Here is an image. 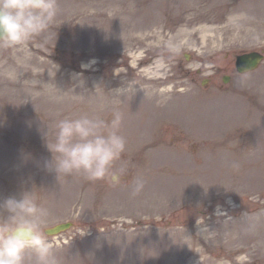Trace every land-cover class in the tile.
Wrapping results in <instances>:
<instances>
[{"label": "rangeland", "instance_id": "374dc122", "mask_svg": "<svg viewBox=\"0 0 264 264\" xmlns=\"http://www.w3.org/2000/svg\"><path fill=\"white\" fill-rule=\"evenodd\" d=\"M59 6L47 43L36 38L26 52L0 48V199L34 189L51 213L44 231L74 223L47 235L60 264H264V151L253 144L264 134V61L246 74L235 68L237 54L264 53V0ZM78 73L85 85L73 90ZM118 78L195 101H147L149 114L113 102L111 91L125 86ZM79 108L105 120L122 112L127 150L116 166L129 171L121 183L46 170L52 153L44 132L51 143L55 123ZM133 177L145 181L135 196Z\"/></svg>", "mask_w": 264, "mask_h": 264}, {"label": "clouds", "instance_id": "9594fccd", "mask_svg": "<svg viewBox=\"0 0 264 264\" xmlns=\"http://www.w3.org/2000/svg\"><path fill=\"white\" fill-rule=\"evenodd\" d=\"M59 12V0H0V48L26 52L36 38L47 43ZM168 48L173 53L179 51L171 42ZM95 63V60L82 63L81 68L87 70ZM81 77L82 73L75 74L79 83L73 90L84 87ZM134 90L137 91V85L131 82L112 90L113 102L126 98ZM160 92L163 94L164 90ZM122 123L123 114L115 109L111 120L87 114L58 120L51 143L47 140L48 128L44 132L47 148L52 153V159L45 161L46 170L55 172L57 178L82 175L90 181L108 179L113 184L121 183L129 171L116 166L127 150L126 138L120 134ZM230 167L239 170L240 164L233 160ZM133 179L132 195L135 196L143 191L145 181ZM50 215L47 208L37 204L34 189L23 192L19 198L13 195L0 199V264H60L44 231Z\"/></svg>", "mask_w": 264, "mask_h": 264}, {"label": "bare ground", "instance_id": "6f19581e", "mask_svg": "<svg viewBox=\"0 0 264 264\" xmlns=\"http://www.w3.org/2000/svg\"><path fill=\"white\" fill-rule=\"evenodd\" d=\"M107 31H110V30H106V32ZM149 36L150 35H146V38H148ZM135 38L136 37H131V41H133ZM134 42L137 44V43L141 42V39H137L136 38ZM207 44H208L207 47L210 48V44L211 43H207ZM115 47H117V46H115ZM147 50L148 51L150 50L152 55H155V53L159 51V50H157L155 48H149V47H148ZM124 52L125 51H119V52H116L115 54H120L122 57H124ZM96 53H97V51L95 50L94 51V54H96ZM145 81H149V80L146 79V78H141V80H140V82H142V83L145 82ZM125 82H126V80H124L123 78H118V84L125 85ZM126 86L127 85H125L124 87H126ZM137 86H139V85H137ZM147 91L152 92V95H151L150 98L145 99V95L144 94ZM134 93L139 94L140 95V98L134 99V100H131V101H129L130 99H126V98H121V99H124L125 101H128L130 104H134L135 103L142 110L146 109L147 110L146 112H149V114H151L152 105L149 102H147V101H170V102L171 101H195L193 99L186 100L185 98H183L182 95H178L177 97H175L177 94H175L174 92L172 94H170V98H168L167 96H169V93L167 91H164V93L161 94V92L155 91V90H151V88H149V87L148 88L146 87V88H143V89H139L137 91L134 90V91L130 92L128 95H132ZM165 97H167V99H165ZM68 103L69 102H66L65 101L64 103H59V104L62 105V106H65ZM203 112H205V111H203ZM99 113H100V111L99 112H96V111H90V110H86V109L79 108V110H76L75 111L74 118H77V117H79L81 115H84V114H87L89 116H94V115H98L99 116ZM221 116H223V115H221ZM207 118H211L212 119V117H209V116ZM34 125L36 126V124H34ZM257 125L260 126V124H257ZM137 129H139V128H137ZM263 129H264V127H263ZM253 144L256 145V146H260V148H258V149H261V151L263 152L264 151V134L261 135L259 133H256V135H255V141L253 142ZM263 161H264V157H263ZM207 233H208L207 231H200V234L203 235V236H206ZM112 244H114V243H112ZM110 245H111V243H110ZM114 248L116 249V247H114ZM127 249L129 250V248H127Z\"/></svg>", "mask_w": 264, "mask_h": 264}, {"label": "water", "instance_id": "95a60500", "mask_svg": "<svg viewBox=\"0 0 264 264\" xmlns=\"http://www.w3.org/2000/svg\"><path fill=\"white\" fill-rule=\"evenodd\" d=\"M264 60V55L257 51L242 53L236 57V67L238 72L245 73L257 68L261 61ZM230 80L229 76H224L223 81L228 82ZM205 83V81L203 82ZM72 226L71 222L58 224L52 228L46 230L47 234L55 235L59 234L65 230H68Z\"/></svg>", "mask_w": 264, "mask_h": 264}]
</instances>
